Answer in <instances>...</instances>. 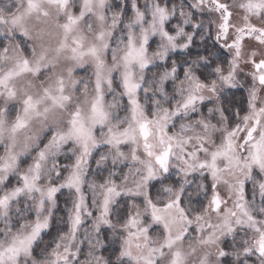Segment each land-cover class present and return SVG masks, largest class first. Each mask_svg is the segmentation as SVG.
<instances>
[{"label":"clouds","instance_id":"9594fccd","mask_svg":"<svg viewBox=\"0 0 264 264\" xmlns=\"http://www.w3.org/2000/svg\"><path fill=\"white\" fill-rule=\"evenodd\" d=\"M262 77L264 0H0V264H264Z\"/></svg>","mask_w":264,"mask_h":264},{"label":"snow or ice","instance_id":"6c2138e0","mask_svg":"<svg viewBox=\"0 0 264 264\" xmlns=\"http://www.w3.org/2000/svg\"><path fill=\"white\" fill-rule=\"evenodd\" d=\"M262 79H264V77H262ZM158 159H160L161 162L163 163L164 160H166V153L164 154L163 157H158ZM217 203H218V201H217ZM261 250L264 251V241H262V243H261Z\"/></svg>","mask_w":264,"mask_h":264}]
</instances>
